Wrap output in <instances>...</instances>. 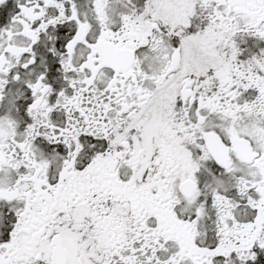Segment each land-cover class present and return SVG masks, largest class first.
Returning <instances> with one entry per match:
<instances>
[{
	"label": "snow or ice",
	"instance_id": "6c2138e0",
	"mask_svg": "<svg viewBox=\"0 0 264 264\" xmlns=\"http://www.w3.org/2000/svg\"><path fill=\"white\" fill-rule=\"evenodd\" d=\"M0 264H264V0H0Z\"/></svg>",
	"mask_w": 264,
	"mask_h": 264
}]
</instances>
